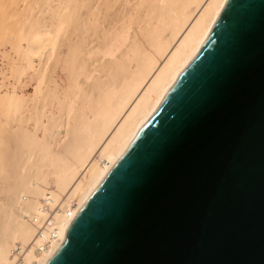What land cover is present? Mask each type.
I'll return each mask as SVG.
<instances>
[{
	"label": "bare ground",
	"instance_id": "bare-ground-1",
	"mask_svg": "<svg viewBox=\"0 0 264 264\" xmlns=\"http://www.w3.org/2000/svg\"><path fill=\"white\" fill-rule=\"evenodd\" d=\"M227 2L0 0V264H48Z\"/></svg>",
	"mask_w": 264,
	"mask_h": 264
},
{
	"label": "water",
	"instance_id": "water-1",
	"mask_svg": "<svg viewBox=\"0 0 264 264\" xmlns=\"http://www.w3.org/2000/svg\"><path fill=\"white\" fill-rule=\"evenodd\" d=\"M48 264H264V0H228Z\"/></svg>",
	"mask_w": 264,
	"mask_h": 264
},
{
	"label": "built area",
	"instance_id": "built-area-1",
	"mask_svg": "<svg viewBox=\"0 0 264 264\" xmlns=\"http://www.w3.org/2000/svg\"><path fill=\"white\" fill-rule=\"evenodd\" d=\"M44 211V210H43ZM51 211V213L52 214H54V212L56 211V208L55 209H53V210H50ZM41 225H42V228L40 227L39 228V233L41 232V229H45V228H48V227H52V228H54L55 226H57V224H56V220H55V215H49L47 218H45L43 221H42V223H41ZM58 229L57 228H55L53 231H52V237H55L57 234H58ZM44 246H42L41 248H40V250H42V248H43Z\"/></svg>",
	"mask_w": 264,
	"mask_h": 264
},
{
	"label": "rangeland",
	"instance_id": "rangeland-1",
	"mask_svg": "<svg viewBox=\"0 0 264 264\" xmlns=\"http://www.w3.org/2000/svg\"><path fill=\"white\" fill-rule=\"evenodd\" d=\"M9 8V7H8ZM9 9H7V8H5L4 10H3V14H2V19L3 20H7L8 19V16H9ZM1 22V21H0ZM4 24L3 23H0V29H1V33H2V35H4ZM0 55H1V52H0ZM2 58V57H1ZM5 62L7 63V65H8V67H9V70H10V57L8 56L6 59H5ZM1 65V64H0ZM10 73V72H9ZM9 76H10V74H9ZM10 80V79H9ZM4 80H3V77L2 76H0V83H2ZM4 89V90H3ZM4 92V93H3ZM7 91L5 90V88H2V90H1V96L2 97H4V95H5V93H6ZM2 194V195H1ZM0 194V200H4V198H6V197H4L3 196V193H1Z\"/></svg>",
	"mask_w": 264,
	"mask_h": 264
}]
</instances>
